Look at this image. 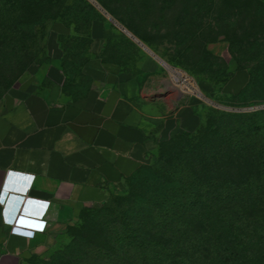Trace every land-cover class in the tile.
<instances>
[{
	"label": "trees",
	"instance_id": "16d2710c",
	"mask_svg": "<svg viewBox=\"0 0 264 264\" xmlns=\"http://www.w3.org/2000/svg\"><path fill=\"white\" fill-rule=\"evenodd\" d=\"M65 1L0 0V46L3 47L0 66L15 62V68L21 70L24 62L43 54L52 65L48 45L41 47L35 32L31 37L15 34L16 17L22 15L23 21L32 23L29 26L34 31L44 28L51 20L53 26L62 22L73 30L72 35L59 37L65 53L62 72L66 83L75 76L93 83L83 74V67L97 57L90 53L91 26L97 20L109 21L106 14L153 50L145 37L149 31L150 36L162 34L186 39L184 52L199 55L202 52L212 60L219 57L210 52L209 45L225 41L235 51L240 44L219 32L215 41L203 42L209 36L208 31L216 28L214 24L224 20L220 8L228 0H149L148 3L128 0L126 4L120 1L130 13L127 18L116 17L113 7L104 0L71 1L75 12L90 16L84 21L86 25L78 29L63 16L52 18L54 10ZM149 5L160 8L151 10ZM100 10L105 15L101 16ZM255 39L264 41V36ZM72 44L80 51L77 57L85 58L83 62L70 63L71 58L76 59L68 57ZM106 44H115L128 52L142 49L127 37L111 39ZM99 58L111 62L102 55ZM116 64L125 70L122 64ZM239 70L252 72L249 67ZM251 72V82L240 93L232 95L248 103L253 87ZM93 86L80 96L86 95ZM213 118L215 123L207 126L202 120L196 133L186 132L160 143L184 146V157L167 170L155 191L111 217L104 249L90 250L86 258H77L76 264H264V109ZM146 166L149 165L142 166L134 175Z\"/></svg>",
	"mask_w": 264,
	"mask_h": 264
},
{
	"label": "crops",
	"instance_id": "0c3cea01",
	"mask_svg": "<svg viewBox=\"0 0 264 264\" xmlns=\"http://www.w3.org/2000/svg\"><path fill=\"white\" fill-rule=\"evenodd\" d=\"M108 19L91 26L90 53L97 57L83 67L94 84L86 95L63 91L59 37L73 30L56 22L47 44L50 95L37 93L26 78L0 105V264L43 257L86 208L107 202L110 189L149 165L159 143L202 124L197 101L168 90L158 56L147 58L139 72L99 58L111 39H138ZM246 85L242 73L226 90L237 94ZM5 209L11 221L17 215L16 224L7 221Z\"/></svg>",
	"mask_w": 264,
	"mask_h": 264
},
{
	"label": "rangeland",
	"instance_id": "374dc122",
	"mask_svg": "<svg viewBox=\"0 0 264 264\" xmlns=\"http://www.w3.org/2000/svg\"><path fill=\"white\" fill-rule=\"evenodd\" d=\"M71 1L80 2L82 0H66L63 2V6L54 10L52 18L63 16L70 23L75 24L77 29L83 28L86 25L84 21L90 19V16H81L79 12H75ZM90 1L93 2V0ZM101 1L103 2V0ZM120 1L123 4L129 2L128 0H104V3L113 7L112 13L116 17L127 18L130 13H127L128 9L124 8ZM144 1L148 3L149 0ZM150 8L156 10L160 6H150ZM216 11H219V7L216 8ZM220 11L224 20L214 24L216 28L208 31L209 36L205 37L203 42L215 41L219 32L227 34L232 38V41H238L240 44L235 51L231 50L225 41L209 45L210 52L219 57L214 60L205 58L201 50L200 55L198 52L191 54L184 52V46L187 44L186 39H174L162 34L150 36L148 34L150 31L145 33V37L154 50L149 45L134 38L133 40L141 46V50L128 52L124 48H118L115 44H106V49L101 55L104 60L120 63L125 70L132 72H139L140 66L153 54L161 58L165 62L164 69L169 79L168 90H174L176 93L174 97L181 93L185 99L197 101V110H201L200 114L205 126L214 124L215 118L213 116L216 115L263 110L264 41L261 39L259 41L255 37L264 36V0H228L226 4L221 5ZM104 13L101 11V16ZM105 16L117 22L111 16L107 14ZM22 18L23 15L18 19L16 17L17 31L15 34L19 37L25 35L31 37L35 32L41 47H46L53 21L51 20L44 28H37L38 30L34 31L35 29L29 26L32 23L23 21ZM143 30L146 31V29ZM13 46L17 49V45ZM70 47L72 51L68 57L74 56V59L76 57L75 60L71 58L70 63L73 61L83 62L85 58L77 57L80 54L77 45L72 44ZM0 48L2 50L3 47L0 46ZM21 67H23L21 70L15 68V62H12L10 66H0V105L4 102L6 95L18 87L21 81L26 78L36 84L37 93L45 96L50 95L52 82L47 76V70L50 67L47 55H40L35 60L30 59L28 62H24ZM245 67L252 69V72L251 70H239ZM250 72L253 73L254 79L252 78L251 101L248 103L242 98L233 97V93H229L226 89L238 74L246 73L247 84L251 82ZM179 73H183L189 78L190 85L187 87L190 88V92L181 89L178 82L183 81L184 78ZM91 85L94 84L75 76L69 82L66 83L65 81L63 91L78 97ZM232 87L235 88V85ZM202 89L209 90V94H201ZM184 149V146L178 143L168 145H160L159 143L153 152L149 166L143 167L133 177L123 180L118 187L110 189L111 195L107 202L86 208L78 222L63 230L61 236L53 242L47 253L32 261L31 264H76L77 258H86L93 249L95 251L104 249L111 217L121 210H127L132 202L142 201L155 191L163 181L167 170L173 168L175 162L184 157Z\"/></svg>",
	"mask_w": 264,
	"mask_h": 264
},
{
	"label": "built area",
	"instance_id": "2783aa9c",
	"mask_svg": "<svg viewBox=\"0 0 264 264\" xmlns=\"http://www.w3.org/2000/svg\"><path fill=\"white\" fill-rule=\"evenodd\" d=\"M179 74L181 76H183V78H184L183 81L178 82L181 86V89H185V90L190 92V88L187 87L188 85H190L189 78L186 75H184L183 73H179ZM7 195L6 194L3 195L2 199H1L3 203H5ZM4 215H5V218L7 219L8 222H11L13 225L17 223V215H15V217L12 221H11V219H8V212L6 209H5Z\"/></svg>",
	"mask_w": 264,
	"mask_h": 264
}]
</instances>
